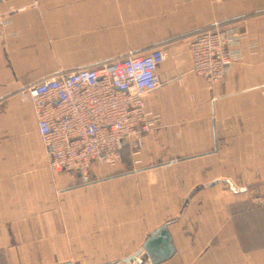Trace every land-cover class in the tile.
Instances as JSON below:
<instances>
[{
	"label": "crops",
	"instance_id": "1",
	"mask_svg": "<svg viewBox=\"0 0 264 264\" xmlns=\"http://www.w3.org/2000/svg\"><path fill=\"white\" fill-rule=\"evenodd\" d=\"M11 6L26 10L0 41V264L118 259L186 201L161 264H264V204L253 202L264 196V0H0ZM229 24L248 32L243 58L212 84L193 71L190 44ZM163 45L174 57L146 97L161 120L141 145L88 177L52 172L19 92Z\"/></svg>",
	"mask_w": 264,
	"mask_h": 264
},
{
	"label": "built area",
	"instance_id": "2",
	"mask_svg": "<svg viewBox=\"0 0 264 264\" xmlns=\"http://www.w3.org/2000/svg\"><path fill=\"white\" fill-rule=\"evenodd\" d=\"M25 10L0 9V41L11 16ZM247 36L237 24L201 31L190 44L193 71L212 84L226 82L232 66L243 58ZM173 57L172 47L163 45L25 86L19 96L33 105L48 168L88 177L97 164L116 165L126 146L139 147L145 134L160 123L161 116L147 109L146 97L162 84L159 66ZM253 202L264 204V196Z\"/></svg>",
	"mask_w": 264,
	"mask_h": 264
},
{
	"label": "water",
	"instance_id": "3",
	"mask_svg": "<svg viewBox=\"0 0 264 264\" xmlns=\"http://www.w3.org/2000/svg\"><path fill=\"white\" fill-rule=\"evenodd\" d=\"M188 201L185 202L180 213L170 218L155 229L148 232L140 246L118 259L99 262L96 264H161L171 259L177 249L169 230V226L179 220L186 212ZM54 264H74L73 261L58 262Z\"/></svg>",
	"mask_w": 264,
	"mask_h": 264
},
{
	"label": "rangeland",
	"instance_id": "4",
	"mask_svg": "<svg viewBox=\"0 0 264 264\" xmlns=\"http://www.w3.org/2000/svg\"><path fill=\"white\" fill-rule=\"evenodd\" d=\"M123 151V150H122ZM122 155V154H121ZM96 166H99V167H114L115 165H108V164H97Z\"/></svg>",
	"mask_w": 264,
	"mask_h": 264
}]
</instances>
